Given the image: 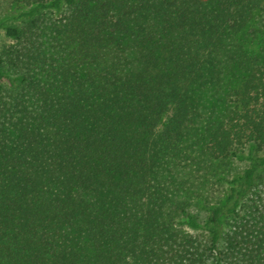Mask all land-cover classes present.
Listing matches in <instances>:
<instances>
[{
	"label": "trees",
	"instance_id": "1",
	"mask_svg": "<svg viewBox=\"0 0 264 264\" xmlns=\"http://www.w3.org/2000/svg\"><path fill=\"white\" fill-rule=\"evenodd\" d=\"M263 12L0 0V264H264Z\"/></svg>",
	"mask_w": 264,
	"mask_h": 264
},
{
	"label": "rangeland",
	"instance_id": "2",
	"mask_svg": "<svg viewBox=\"0 0 264 264\" xmlns=\"http://www.w3.org/2000/svg\"><path fill=\"white\" fill-rule=\"evenodd\" d=\"M254 26L257 28V30H259L258 34H257V39L254 40L253 42H249L247 43L246 45H244V49H254L255 51L258 49H260V46L261 45H258L257 42H258V39L261 40V36H264V12L261 14H258L254 20ZM247 42V41H246ZM214 100H204L203 104L205 107H209L212 103H215ZM242 166H244V163L243 162H233L230 166V176H233L234 174H236L241 168ZM191 212L192 214L195 216V220H197V222H201L202 219H204L205 217V211L200 209L199 207L197 206H193L192 209H191Z\"/></svg>",
	"mask_w": 264,
	"mask_h": 264
}]
</instances>
